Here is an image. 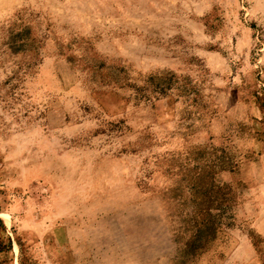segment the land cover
<instances>
[{
  "label": "rangeland",
  "instance_id": "374dc122",
  "mask_svg": "<svg viewBox=\"0 0 264 264\" xmlns=\"http://www.w3.org/2000/svg\"><path fill=\"white\" fill-rule=\"evenodd\" d=\"M0 264H264V0H0Z\"/></svg>",
  "mask_w": 264,
  "mask_h": 264
},
{
  "label": "trees",
  "instance_id": "16d2710c",
  "mask_svg": "<svg viewBox=\"0 0 264 264\" xmlns=\"http://www.w3.org/2000/svg\"><path fill=\"white\" fill-rule=\"evenodd\" d=\"M152 84L156 86L157 92L159 94H164L166 90L168 89V86H170V82L172 83L173 78H160L159 79V84H155V79H152Z\"/></svg>",
  "mask_w": 264,
  "mask_h": 264
}]
</instances>
